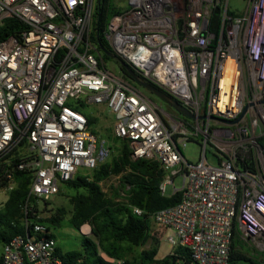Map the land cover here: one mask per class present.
<instances>
[{
  "label": "built area",
  "instance_id": "1",
  "mask_svg": "<svg viewBox=\"0 0 264 264\" xmlns=\"http://www.w3.org/2000/svg\"><path fill=\"white\" fill-rule=\"evenodd\" d=\"M93 3L0 0V27L13 25L0 39V188L14 190L15 171L28 175L25 233L0 245V264H67L44 219L61 185L111 157L80 110L91 105L109 110L133 160L159 164L162 196L169 184L180 193L152 213L130 208L147 215L150 236L187 249L190 264H229L236 223L264 258V0H246L241 15L228 0H128L109 19L111 53L193 118L164 110L105 66L90 40ZM191 141L194 163L182 154Z\"/></svg>",
  "mask_w": 264,
  "mask_h": 264
},
{
  "label": "trees",
  "instance_id": "2",
  "mask_svg": "<svg viewBox=\"0 0 264 264\" xmlns=\"http://www.w3.org/2000/svg\"><path fill=\"white\" fill-rule=\"evenodd\" d=\"M118 10L119 8L111 4L110 0H96L90 40L98 50L103 47L108 52H112L106 39V28L109 19ZM212 21L213 23L217 21L216 12L213 13ZM11 22L7 20L0 27V39L13 33V25L9 24ZM100 58L104 63L106 60H113L104 53L100 54ZM121 70L123 71L122 68ZM123 75L124 79L131 81L124 71ZM87 118L91 125L96 122L90 115H87ZM106 139L111 148L110 159L93 169L90 176L76 175L66 183L70 189H73V194L68 196L71 208L69 212L64 207L56 208L54 214L44 219L49 236L54 239L51 227L59 226L64 216L69 213V223L77 229L83 224H88L93 238L82 235L81 248L74 251L62 252L56 245V253L65 263L117 264L105 261L100 255L101 252L114 261H120V264L154 263L159 240L149 234L150 221L147 215L137 217L132 214L130 208L137 207L145 213H152L178 203L180 193L162 196L159 183L164 177V172L159 164L153 160H133L127 141L114 137L112 129ZM14 176L15 188L9 192L7 200L0 206V245L7 243L17 234L25 233L22 206L28 191V175L26 172L15 171ZM112 176L120 178L119 190L123 196L121 202L107 199L101 189L100 183ZM59 193H63L62 189ZM234 226L237 232L236 223ZM146 244H151L149 249L133 255L135 248ZM240 249V245L232 241L229 264H256L253 261V254L257 252H243ZM190 263L189 251L181 247L176 248L160 261V264Z\"/></svg>",
  "mask_w": 264,
  "mask_h": 264
},
{
  "label": "rangeland",
  "instance_id": "3",
  "mask_svg": "<svg viewBox=\"0 0 264 264\" xmlns=\"http://www.w3.org/2000/svg\"><path fill=\"white\" fill-rule=\"evenodd\" d=\"M94 3L93 5L95 4ZM111 4H113L115 7H121V8H127L128 0H110ZM246 7V0H228V10L229 12L235 14V15H241L243 14ZM105 66L111 70L112 72H117V67L119 65L114 62L113 60H106ZM145 95L147 94L150 96V98L156 102H160L161 108H164V110L173 112L172 109L168 110V107L159 99H155L154 96H151L152 93L145 92ZM162 102V103H161ZM83 114L92 116L96 122L92 125L93 133L97 136H102L104 138H108L110 134V130L112 129L113 125V116L109 112V110L104 105H91V106H85L83 107ZM180 114V113H177ZM119 146V144H118ZM199 145L196 142H188L185 146V148L182 150V154L184 158L190 162H196L199 159ZM207 158L209 162L215 163V159L213 157V154L209 151L207 153ZM78 173L80 175H91V171L85 170V169H79ZM120 178L119 176H112L100 183L101 189L103 193L105 194V197L107 199H110L115 202H121V198L123 196L121 195L120 188ZM174 186L179 189L181 186V178L176 177L174 178ZM62 194L58 193L57 195L53 196L49 202L48 207L53 208V214L55 213L56 208L64 207L67 212L70 210V204L68 202V196L73 194V189H70L67 185H61ZM173 192V185L169 184L167 186V194L171 195ZM9 191H7L5 188H0V206L3 202H5L8 198ZM42 203H39V207H41ZM69 213H67L64 218L61 220L59 226L51 227V231L54 234V239L56 242V245L59 247V249L62 252L67 251H74L79 250L81 248V241H82V234L80 233L79 229L75 228L69 223ZM87 225V224H86ZM89 226V225H88ZM82 227V226H81ZM90 229V226H89ZM238 231V230H237ZM237 235V232H235ZM157 234V232H156ZM89 238H93L91 232L87 236ZM158 251L157 255L155 256V262L151 264H160V261L170 254L172 252V246L166 241L165 238H162L160 241H158ZM151 244L143 245L139 248H135L133 255H138L142 250L149 249ZM251 247V246H250ZM101 254H104L101 252ZM247 257H249L248 254H246ZM257 259H254L253 261L256 264H264V258L262 256H256Z\"/></svg>",
  "mask_w": 264,
  "mask_h": 264
},
{
  "label": "water",
  "instance_id": "4",
  "mask_svg": "<svg viewBox=\"0 0 264 264\" xmlns=\"http://www.w3.org/2000/svg\"><path fill=\"white\" fill-rule=\"evenodd\" d=\"M100 51L107 55V57L113 59L118 63V65L126 72V74L129 76L130 80L137 85L141 86L142 88L148 90L150 93L155 95L157 98L162 100L164 103H166L168 106H170L172 109L178 111L183 116H186L188 118H193L192 115L184 108L182 107L178 102H176L174 99L166 95L164 92H162L157 87L153 86L152 84H149L148 82L144 81L127 63H125L123 60L118 58L115 54L108 52L103 47L100 49Z\"/></svg>",
  "mask_w": 264,
  "mask_h": 264
},
{
  "label": "flooded vegetation",
  "instance_id": "5",
  "mask_svg": "<svg viewBox=\"0 0 264 264\" xmlns=\"http://www.w3.org/2000/svg\"><path fill=\"white\" fill-rule=\"evenodd\" d=\"M124 71V70H123ZM123 71L121 70V68L120 67H117V74H120L121 76H123V77H125L124 75H123ZM125 72V71H124ZM126 73V72H125ZM129 82H131V85L136 89V90H138L139 92H141V93H143V94H145L144 93V91L145 92H148V90H146V89H144V88H142L141 86H139V85H137L136 83H134V82H132V81H129ZM147 95V94H146ZM148 96V95H147ZM151 96H154L155 97V99H159V98H157L155 95H153V94H151ZM148 97H150V96H148ZM160 100V99H159ZM154 101V100H153ZM162 101V100H161ZM158 106H161V104H160V102H156V101H154ZM163 102V101H162ZM161 102V103H162ZM164 103V102H163ZM168 108H170V106H168L166 103H164ZM162 107V106H161Z\"/></svg>",
  "mask_w": 264,
  "mask_h": 264
},
{
  "label": "crops",
  "instance_id": "6",
  "mask_svg": "<svg viewBox=\"0 0 264 264\" xmlns=\"http://www.w3.org/2000/svg\"><path fill=\"white\" fill-rule=\"evenodd\" d=\"M233 242H235V243H238V245H240V247H241V251H248V252H250V253H253V252H256L255 250H253V248L252 247H250L248 244H246L245 242H243V241H241L240 239H239V237H238V235H236L235 234V236H234V239H233ZM258 254V253H257ZM257 254H253L254 255V259H257V257L256 256H259V254L257 255Z\"/></svg>",
  "mask_w": 264,
  "mask_h": 264
},
{
  "label": "bare ground",
  "instance_id": "7",
  "mask_svg": "<svg viewBox=\"0 0 264 264\" xmlns=\"http://www.w3.org/2000/svg\"><path fill=\"white\" fill-rule=\"evenodd\" d=\"M80 229L84 233L89 231V228L87 227V225H82V227Z\"/></svg>",
  "mask_w": 264,
  "mask_h": 264
}]
</instances>
